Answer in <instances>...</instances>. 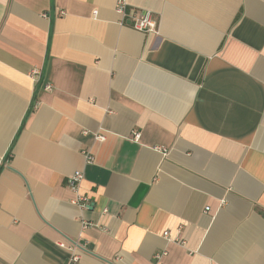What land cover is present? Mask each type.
Returning <instances> with one entry per match:
<instances>
[{"label": "crops", "instance_id": "0c3cea01", "mask_svg": "<svg viewBox=\"0 0 264 264\" xmlns=\"http://www.w3.org/2000/svg\"><path fill=\"white\" fill-rule=\"evenodd\" d=\"M116 1L0 0V264H264V0Z\"/></svg>", "mask_w": 264, "mask_h": 264}, {"label": "built area", "instance_id": "2783aa9c", "mask_svg": "<svg viewBox=\"0 0 264 264\" xmlns=\"http://www.w3.org/2000/svg\"><path fill=\"white\" fill-rule=\"evenodd\" d=\"M115 11L121 16L122 23H127L130 25L134 30L144 33H154L157 34L158 32V22L153 17V15L148 11H143L142 13H138L133 8L129 7L128 2L126 0H117L115 5ZM34 75H38L39 72L37 70L33 71ZM45 89L50 91L52 89L51 85H46ZM83 134H86L84 131ZM139 133L135 132L133 133V141L138 142L139 140ZM96 140H102L104 139L101 135L95 136ZM86 164H91L93 159L92 156L89 153H84ZM83 178V174L79 171L72 174L68 181L67 186L76 193L77 198L73 201L74 203L80 205L82 208H86L89 202V199L86 196H82L78 193V186ZM209 207L205 208V211H208ZM168 233H164V236H167ZM60 246H64L63 244H60ZM71 252L70 260L68 264H79L80 257L75 251L74 247L70 246L68 248ZM165 255V253H158L154 256L156 260V264H160V259Z\"/></svg>", "mask_w": 264, "mask_h": 264}]
</instances>
